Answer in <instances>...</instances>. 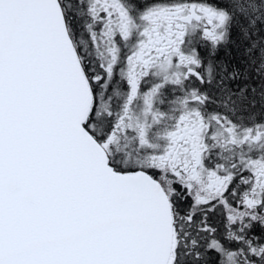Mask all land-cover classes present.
<instances>
[{
    "label": "snow or ice",
    "instance_id": "snow-or-ice-1",
    "mask_svg": "<svg viewBox=\"0 0 264 264\" xmlns=\"http://www.w3.org/2000/svg\"><path fill=\"white\" fill-rule=\"evenodd\" d=\"M0 264H264V0H0Z\"/></svg>",
    "mask_w": 264,
    "mask_h": 264
}]
</instances>
